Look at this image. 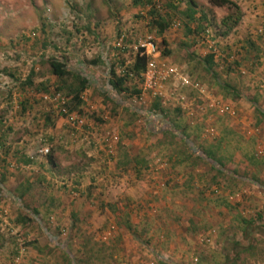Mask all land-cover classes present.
<instances>
[{"label":"rangeland","instance_id":"obj_1","mask_svg":"<svg viewBox=\"0 0 264 264\" xmlns=\"http://www.w3.org/2000/svg\"><path fill=\"white\" fill-rule=\"evenodd\" d=\"M157 1L163 8L158 5L161 15L166 12L163 17L169 18L168 28L160 35L149 25L148 6L133 0H0V233L10 239L6 242L10 248L0 249V264H57V241L65 242L71 256L79 257L81 241L73 236L70 226L73 214L85 237L102 245L105 264H264L259 250L264 247V160L255 158L258 150L264 155V116L251 112L253 105L263 107L264 65L258 67L255 58L229 54L216 58L215 65L206 69L201 58L209 48L199 52L194 40L211 28L199 31L198 38L192 36L183 27V2L180 9L168 11L165 0ZM214 6L211 11L216 20L215 12L226 7ZM255 31L261 34L262 27ZM147 35L154 42L152 57L158 63L179 66L199 85L207 86V94L212 92L229 103L233 113L210 115L204 110L206 113L189 115L166 103L163 115L146 120L142 112L151 98L139 101L113 92L109 94L115 95V101L106 97L102 90L106 66L97 55L104 56L119 72L117 57L125 63L131 61L136 42ZM162 49L169 53L162 54ZM58 53L67 68L76 67L74 57L79 54L82 74L91 83L88 94H81L79 128L85 125L102 139L107 133L116 136L101 145L96 143L95 153L84 142L67 143L63 148V141L54 137L62 103L54 91L55 77L43 60ZM250 74L252 90L246 86ZM184 94L205 107L202 98L187 91ZM22 101L25 109L19 112ZM44 113H50V125H44ZM199 115L202 123L197 122ZM242 121L252 124L248 134L233 128H239ZM182 132L193 136L202 151L208 149L220 159L219 171L217 163L193 152L179 137ZM46 137H51V142L44 144ZM15 148H46L41 154L50 152L51 159L57 160V174L55 169L49 171L52 180L44 184L33 171L27 172L23 184L28 187L19 188L22 185L18 183L14 192L11 170L20 168L13 165L9 153ZM135 155L147 160L146 169L137 176L132 164H116ZM1 159L13 164L5 167ZM76 171L92 181L82 182L78 191L57 187L55 196L49 181L55 184L57 176V185L65 179V185L71 186L66 177ZM16 193L23 197L17 198ZM10 196L17 198L15 203ZM31 207L37 209L36 214ZM12 208L24 221H14ZM235 213L253 219L242 232L235 229ZM37 218L40 225L36 227ZM30 225L33 230L24 236ZM57 227L62 229L59 235ZM234 240L237 245L232 244ZM252 243L256 248L246 251ZM35 244L39 251L33 248Z\"/></svg>","mask_w":264,"mask_h":264},{"label":"trees","instance_id":"obj_2","mask_svg":"<svg viewBox=\"0 0 264 264\" xmlns=\"http://www.w3.org/2000/svg\"><path fill=\"white\" fill-rule=\"evenodd\" d=\"M104 1L106 2V0ZM177 1H182L184 4V9L182 11L184 17L183 27L187 33L198 34L200 33L199 31H203L206 27L205 25H203V23L207 25L211 24L205 12H200L199 16L195 15L196 10L194 8L196 7V3L193 0H165L164 7H166L167 10L169 11V9H171V6L173 5V2H177ZM207 2L209 5L225 6L226 9L228 10L227 13L220 18L218 24H215L216 33H218L219 35L227 34L232 29V27L235 26L239 21L241 14L239 7L232 0H207ZM133 3L142 6L143 5L148 6L147 12L149 14L148 15L149 25L155 27L157 34L160 35L163 32V30L168 26L169 18L163 17L167 13L164 12L163 13L164 15H161V13L159 12L158 5H160L161 8L162 5L159 4L157 0H133ZM191 22L194 23L193 27L189 26ZM261 35H264V27H262ZM162 43H163V39H162ZM250 43L253 44L252 42ZM161 52L164 55L169 53V51L166 49H162ZM227 56H225V58ZM118 57H117L118 61L116 64H118V66L120 65L119 72L116 71L115 65L113 63L108 64V69H107L108 77L104 83L105 90L103 91V94L111 99H113L115 95L113 97H110L109 91L113 92L114 94L123 93L127 97L130 96L134 97L138 95L140 92V88H139L141 82L140 74L144 69L147 57L145 55L140 54L139 49L134 54H132L131 56L132 60L129 61L128 63H125L122 57L121 58ZM201 60H202V66L210 70L211 66L213 65L212 55L210 53L206 54L201 58ZM43 61L47 63L50 74H52L55 77L56 80V84L54 87V91L56 92L55 94L63 95V96L61 95V97L63 98L62 107L61 109H59L60 111L59 110L57 111L58 114L60 116H63L64 119H66V124L69 127H79L82 123L79 125L71 124L70 117L74 115L73 116L74 119H83L79 115L80 113L78 106L82 103L81 92L88 87V82H87L88 79H86L87 76L82 74V70L80 68L77 69L67 68L65 66L64 61L62 59H58L55 56L49 55ZM95 61H96L95 59L92 60V62ZM237 62L238 61H234L235 64ZM230 69L231 68L228 67V70ZM31 73L32 72L30 71L25 77L27 83H29V78L31 77ZM57 80L60 82L59 86H57ZM113 100L115 101V99ZM151 100H152L151 104L148 106V108H146V110H143L142 112V116L143 117L146 116V120H150L149 118L150 115H154L155 117L164 114L163 103H161V101L156 98L155 99L152 98ZM24 103L25 101H22L20 103L19 112L25 109ZM138 110L139 109H137L136 111L133 110V112L136 113L138 112ZM175 110L178 111L179 109L176 108ZM255 113L264 116L263 109H261L257 105H253V115H256ZM94 120H96V122L99 121V119H96L95 117ZM51 123H52V117H50V113H44V125L47 126L50 125ZM181 134L182 136H185L183 132ZM46 138L51 142L50 137H46ZM188 146L191 145L188 144ZM200 151H201V156L198 157L204 156L208 160H211L213 163H217L218 166L216 168L217 170L220 168V166L222 165L220 159L213 157L212 153L208 149L204 151L200 149ZM45 156L47 157L46 159L47 162L51 163L52 161L51 153L48 152V154H46ZM135 156L136 157H133V159L131 160L130 159L117 160L116 164L119 167L132 164L133 168L131 170L135 174V176H137L141 170L146 169L147 160L143 159L142 157H139L138 155ZM256 156L257 157L255 158L264 160V155L258 154ZM22 157L24 158V156ZM19 161L26 162V159L24 158V161H22L21 155H19L18 152L17 156H15V162H19ZM25 188H27V186ZM21 197L22 195L20 196V198ZM221 202L225 206H229V207L231 206V204L226 203V201H221ZM30 211L33 212V214L37 213V209L35 207H31ZM259 216L260 215L258 214L257 217ZM71 217L72 218L70 219V226H72L74 229L72 227L70 229H73V236L78 237L81 241L80 248H78L77 250V253L80 255L77 258L71 256V254L68 251V248L66 247V243L57 241V243L56 242L54 243V247H57L59 251L57 253V264H61V263L62 264H105V260L103 259L105 255L102 245L98 244L96 240H90L89 238H86L85 235L82 233V231H80L79 229L80 223L76 215L73 214ZM18 219L24 221V219L20 217H17V219L15 218L14 221L18 222L17 221ZM233 219L236 221V225H235L236 231H240V232H242V230L244 229V227H246V225H250L253 220L252 218H248V217L244 218L241 215L238 214L236 215V213ZM127 226L129 227V224H127ZM61 231L62 229H58L57 227V235H59ZM0 240H1V233H0ZM232 244L237 245V241L236 240L232 241ZM33 248L37 249L38 251L40 250V247L37 244L33 245ZM254 248H256V244L252 243L251 246H249L246 249V251H252ZM259 250L261 251L260 253L264 254V247H260ZM39 264H44V263H39Z\"/></svg>","mask_w":264,"mask_h":264},{"label":"crops","instance_id":"obj_3","mask_svg":"<svg viewBox=\"0 0 264 264\" xmlns=\"http://www.w3.org/2000/svg\"><path fill=\"white\" fill-rule=\"evenodd\" d=\"M193 1L196 3V7L194 8L196 10L195 15L199 16L200 12H205L207 14V18H208L209 22L211 23L210 25H207V24L202 22L203 25L209 26L211 28V30H205L204 34L202 36L199 37V34L202 31L198 34L192 33V36H196L197 38L198 37L200 38V40H198V39L194 40V45H195L196 49H198L199 52L202 53L204 48L208 46V44L206 43L205 40L207 38H210L214 42V45L217 49V53L214 56V54L212 52L208 51L204 55L210 53L212 55V63L213 64L216 62L215 61L216 58L225 57L227 55L230 56L232 54V55H236L237 57L245 56L246 58L247 57L248 58H255V61L258 59V62L256 63V65H258V67H261V66L263 67V65H264V35L257 33L255 30L257 27H260V28L264 27V25H263L264 24V0H232L239 7L241 14H240V18H239V21L237 22V24L235 26H233L232 29L225 35H219L218 33L214 32V31L216 30L215 24H218L220 18L223 15H225L228 10L226 8H224V10L220 11V10H217L219 6H214L215 8H217V9H215V10H217V12H215V16L217 17V19L215 20V18L213 19L214 15H213V12L211 11V9H212L211 7H213V5H209L207 0H193ZM181 4H182V1L173 2V5L171 6V8H173L174 10L176 8L180 9L182 7ZM209 12H211V13L208 15ZM191 25H192V27L194 26L193 23H191ZM166 28H168V26ZM249 41L252 42L253 44H251ZM95 42H98V41H95ZM94 44L95 43L93 42V45ZM58 54L59 55H57V57H60L62 59L63 57L60 56V53H58ZM75 55L76 56L74 57L73 65H76V67H74V69H77V68H80V65H81V63L78 62L80 60L81 56L77 53H75ZM97 58H98V61L101 60L102 65L106 66V68L104 69V73H105L106 77H108V73H107L108 64H109L108 61L105 59L104 56H101L100 53L97 55ZM95 62H93V63H95ZM101 62H98V63H101ZM161 62L164 63L165 61H161ZM211 68H212V66H211ZM262 72H264L263 69H262ZM252 77H253V74H250L249 78L246 79L247 82L249 81V83H246V86H249V88L251 90H252V87L254 86V83H253L254 78H252ZM86 79H88V77H86ZM87 82H88V85L91 84L89 79L87 80ZM59 84H60V82L57 80V86H59ZM203 86H204L206 91L209 90L207 88V86H205V85H203ZM166 88H167V95L165 98L166 102L163 105H165L166 103H168V104L171 103V104H173V107L175 109L176 108L179 109L178 110L179 112L189 114V115H193V114L197 115V114H195V112H200V111H201V113H206V112H204V110H207L210 113V115H218L215 112L211 111L210 109L205 108L206 106L203 107V103L197 104V102L195 101V98L193 96L189 97V96H187L188 94L187 95L184 94V92L187 91L188 93L194 94V96L196 95L200 99L199 94L196 92L195 89L179 88L175 84H172V83L167 84ZM89 90H90V87L86 88L81 93H83L84 91H86V93H87V92H89ZM102 90L104 91L105 88L103 87ZM110 92L111 91H109V93ZM178 94H181L183 96V99L180 101V103L176 102V98H177L176 95H178ZM211 94L213 96L219 98L217 95L213 94L212 92H211ZM261 105H263V107H262V109H263L264 103ZM249 109H250V107H249ZM234 110L236 112L235 108H234ZM252 110L253 109H251V112H252ZM232 113H233V111L230 112V114H232ZM237 113H238V110H237ZM151 117L153 118L154 115L149 116L150 120H151ZM203 121H204V119L202 118V115H199L197 122L202 123ZM56 124H57V127H55L56 130L54 133V137L58 141H63V143H64L62 146L63 148L66 147L65 145L67 143L69 145L71 143L74 145V144H78L80 142H84L85 147L86 148L88 147V149L92 150L91 151L92 153H95L94 147H96V146H94V145H96V143H98L99 145L102 144L103 139L101 138L100 133L96 134V131L87 130L88 129L87 127H82V128L69 127V126L67 127L66 119H64L62 116H57ZM206 125H208V124H206ZM158 128L159 127H156V130H158ZM233 128L235 130H240L241 132L243 131V133L244 132L247 133L246 130L252 128V124H251V122H248V123L246 122L244 124V121H242V125H240L239 128L237 126L235 127V125H233ZM251 134L253 135L254 132H252ZM178 135L182 140L184 138L186 140L187 144L191 145V148L193 147V152L195 151V153L201 154L200 148H199V146L196 145L197 143L194 142L195 139L193 138V136L189 135L188 133H185V136H182V134H178ZM252 135H248V137H251ZM94 137H96L95 138L96 140L93 139ZM46 141H47V138H43L42 142H44V144H46ZM31 142H32V140L29 141L28 144H31ZM18 152H19V155H21V160L24 161V158H25L26 162H20V161L15 162V156H17ZM257 152H259L261 154L260 150H258ZM9 155H10V160L12 159L15 164H13V162L7 163V161H5V163H3V159H1V164H5L6 165L5 167H8L9 164H13L15 167L20 168V169H17V171L15 169L13 171L11 170V172H12L11 175H13L11 177V180L14 178L13 182L16 183V186H14V188H13L14 192H16V187H19L18 183L20 185H22L19 188H22L23 185H24V187H26V186L28 187L27 184H23V181L25 182V180H26L25 174L27 172L30 174V173H32L30 171H33L35 173L34 176L42 179V181H44V184H47L48 183L47 180L51 179V178H49V175H48L49 171H52L55 169L56 174H57V167H58L57 160L52 159L51 163H48L46 160L47 157L45 155H42L38 150H33V149L31 150V149H27V148L17 150L15 148V149H13V151H11L9 153ZM22 156H24V158ZM170 159L173 160V158H171V157H170ZM62 170H64V169H62ZM65 170H67V169H65ZM18 171H20V173ZM6 172H9L8 169ZM69 172L70 171H68V173ZM60 176H61L60 178L64 177L62 175H60ZM85 176L86 175L83 174L81 171L80 172L76 171L75 173H71V175L66 177L69 180V183L71 186L65 185V183H64V182H66L65 179L62 180V183H60V184H62L61 186L57 185V176H56L54 179V180H56V183L53 184L51 181L52 179H51L49 181L48 186H50V187L53 186L55 196H57V187H61V190H66V191L68 190V188H73L74 190L78 191V188L82 184V182L87 184V183H89V181H92L90 176H88L87 178ZM29 178L31 179V177H29ZM23 190L25 191V189H23ZM9 193L13 194L12 190L9 191ZM10 197H11L12 203H15L17 198H20V195L18 196V193H16L17 198L12 197V196H10ZM55 204L57 206V202ZM4 205H5V203H4ZM6 206H7V204H6ZM59 209L61 211H64V208L62 205H60ZM12 210H13V208H12ZM15 211L16 210H13L12 213H15L14 218L15 217L17 218L18 217L17 215H20L21 213L16 214ZM9 220L12 221L11 219H9ZM36 221H37L36 222L37 223L36 227H37V225L38 226L40 225L38 222L39 218H37ZM32 230H33V227L31 225L28 226V228H26V230L23 231V235L24 236L29 235V233H31ZM7 240L9 241L10 239H7ZM7 240H5L4 236L1 235L0 249H7L8 250V248H10L6 244Z\"/></svg>","mask_w":264,"mask_h":264},{"label":"built area","instance_id":"obj_4","mask_svg":"<svg viewBox=\"0 0 264 264\" xmlns=\"http://www.w3.org/2000/svg\"><path fill=\"white\" fill-rule=\"evenodd\" d=\"M122 35L119 36L118 40L120 41ZM206 43L208 44L209 51L214 54L217 53V49L214 45L212 39L207 38ZM139 49V53L147 57L144 69L142 70L141 82L139 85L140 92L134 98L139 101H144L143 98L149 97L153 99H159L161 103L166 102L167 95V84H175L179 88H192L195 89L199 97L203 99L204 105L206 108L215 112L216 114H224L232 111L231 105L227 102L221 101L219 98L207 94L208 91L201 85H199L195 80L186 74L179 66L172 63H158L152 56L156 53L154 42L150 36H145L143 39L138 40L135 45V52ZM134 52V53H135ZM176 102L180 103L183 99L181 94L176 95ZM57 99L63 102V98L57 94ZM74 116V115H73ZM70 117L71 124H81L82 119H74ZM116 136L113 133H107L103 139L106 143L107 141L115 140ZM109 147V145L107 144ZM40 153H45L46 148L38 149ZM261 154L263 155L262 151Z\"/></svg>","mask_w":264,"mask_h":264}]
</instances>
